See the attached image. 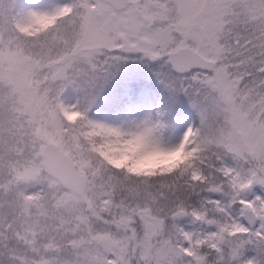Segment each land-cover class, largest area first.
Listing matches in <instances>:
<instances>
[{"label": "snow or ice", "instance_id": "obj_1", "mask_svg": "<svg viewBox=\"0 0 264 264\" xmlns=\"http://www.w3.org/2000/svg\"><path fill=\"white\" fill-rule=\"evenodd\" d=\"M128 53L162 61L171 87L207 102L212 122L202 115L177 140L189 136L198 158L147 184L116 178L118 195L81 208L91 226L75 236L60 217L37 242L5 216L0 264H264V0H0V199L37 113L64 127L62 111L87 117L79 92ZM137 128L165 138L159 119ZM101 233L109 245L97 243Z\"/></svg>", "mask_w": 264, "mask_h": 264}, {"label": "rangeland", "instance_id": "obj_2", "mask_svg": "<svg viewBox=\"0 0 264 264\" xmlns=\"http://www.w3.org/2000/svg\"><path fill=\"white\" fill-rule=\"evenodd\" d=\"M54 23L55 20L36 24L28 34L37 35ZM170 78V66L164 65L162 61H152L139 53L124 54L105 74L85 85L79 92L80 104L87 117L75 110L62 111L63 120L69 126L64 127L53 114L44 115L38 112L34 117L33 135L20 137L18 150L14 151L8 162L7 169L12 178L8 184L11 195L7 199H0V220L5 216H15L21 232L28 231L30 239L38 242L47 231L43 226L63 217L66 222L72 221V230L68 234L75 236L79 229L87 230L91 226L89 218L81 214V208L88 209L87 203L96 205L97 201H101V207L106 208L109 201L103 200V197L106 194L118 195L116 178H135L136 182L147 184L152 181L150 168L162 162H179L186 136L180 141L177 140L186 130L184 127L191 126L194 120L197 127H200L202 115L206 116L208 122H212L211 110L202 97L182 92L185 97L178 104L183 112L169 114L170 122H167L165 128V138L157 136L155 140H149L135 134L137 126L159 119L154 112L159 102L158 93L164 92V106L170 105L176 99L174 96L177 91L170 86ZM20 87L25 99H30V85L22 83ZM116 88H120L119 93L126 100L119 117L96 111L95 107L101 104L102 98L111 96ZM69 97L71 102H75L77 92L70 90ZM179 114L180 121L173 124L178 120ZM80 120H91L108 131L130 134L140 149L134 165L129 170H124V154L106 157L99 149L86 143ZM45 140L53 141L75 161L76 168L85 177L81 192L63 187L55 177L46 173L41 154V146ZM36 143L39 144L38 150H30V146ZM199 154L200 149L198 156ZM193 163L194 161L188 162L180 170L183 172L189 169ZM37 186H41V192L35 196L27 195L29 189ZM60 227L65 228L67 224ZM100 237L107 238L109 244L111 243L110 238L101 233L97 239L99 245L104 246L99 242ZM58 240L59 236L51 243L55 246Z\"/></svg>", "mask_w": 264, "mask_h": 264}, {"label": "trees", "instance_id": "obj_3", "mask_svg": "<svg viewBox=\"0 0 264 264\" xmlns=\"http://www.w3.org/2000/svg\"><path fill=\"white\" fill-rule=\"evenodd\" d=\"M123 99L118 95V90L109 99H105L97 106V110L106 113L109 116H118V112L123 106ZM90 120H80L84 131L86 143L93 148L99 149L106 157L117 156L124 154L126 161L122 165L124 170H129L134 165V160L140 153L137 143L132 139L131 142H126L129 137L126 134L108 131L109 134L101 133L99 130L104 129L96 123H88ZM194 126V124H193ZM199 147L196 143L187 136L186 144L183 149V154L179 162L174 161L162 162L160 165L150 168V176L152 179L160 177H168L173 173L178 172L179 167L187 161H195L198 158ZM180 172V171H179ZM12 181V178L11 180ZM89 211L94 209L95 206L89 204Z\"/></svg>", "mask_w": 264, "mask_h": 264}, {"label": "water", "instance_id": "obj_4", "mask_svg": "<svg viewBox=\"0 0 264 264\" xmlns=\"http://www.w3.org/2000/svg\"><path fill=\"white\" fill-rule=\"evenodd\" d=\"M41 152L44 155V163L49 173L57 176L63 185L81 190L83 178L74 170V162L68 159L63 151H60L51 141H46ZM100 241L107 245L103 238Z\"/></svg>", "mask_w": 264, "mask_h": 264}, {"label": "clouds", "instance_id": "obj_5", "mask_svg": "<svg viewBox=\"0 0 264 264\" xmlns=\"http://www.w3.org/2000/svg\"><path fill=\"white\" fill-rule=\"evenodd\" d=\"M99 131H100L101 133L106 134V135L109 134L108 130H106V129H100ZM132 139H133L132 137H128L126 142H131Z\"/></svg>", "mask_w": 264, "mask_h": 264}, {"label": "bare ground", "instance_id": "obj_6", "mask_svg": "<svg viewBox=\"0 0 264 264\" xmlns=\"http://www.w3.org/2000/svg\"><path fill=\"white\" fill-rule=\"evenodd\" d=\"M184 128L187 129V126H185Z\"/></svg>", "mask_w": 264, "mask_h": 264}]
</instances>
